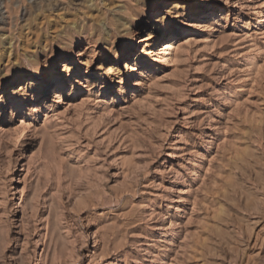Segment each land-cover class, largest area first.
<instances>
[{
  "label": "rangeland",
  "instance_id": "374dc122",
  "mask_svg": "<svg viewBox=\"0 0 264 264\" xmlns=\"http://www.w3.org/2000/svg\"><path fill=\"white\" fill-rule=\"evenodd\" d=\"M55 1L0 0V264H264V0H164L178 34L148 48L154 60L129 82L111 76L129 74L130 56L106 83L3 104L15 74L36 73L23 11L43 35L63 15L92 23L87 0ZM93 2L100 19L130 21L134 54L153 41L155 0ZM75 50L72 66L106 71L102 44ZM64 60L51 70L42 56L44 79Z\"/></svg>",
  "mask_w": 264,
  "mask_h": 264
},
{
  "label": "bare ground",
  "instance_id": "6f19581e",
  "mask_svg": "<svg viewBox=\"0 0 264 264\" xmlns=\"http://www.w3.org/2000/svg\"><path fill=\"white\" fill-rule=\"evenodd\" d=\"M74 1L75 0H70V4H73ZM85 2H87L90 9V12H88L87 15L92 21L91 24L85 22L79 23L77 22V20L74 21L72 17H66L65 15H63L60 18L65 19L66 22L64 24L57 22L51 27V31L45 33V35L41 33L39 28L36 29V22L31 23L27 17L25 18V16L27 15V11H23L22 16L24 19V29H22L20 32L22 48L23 50L29 51V56L32 57V61L35 63L36 73L35 75H26L21 73L15 74V76H13L7 84L10 87L17 86V88L12 89L8 94H3V104H5V102L8 100V97H12L15 101V105H13L15 106V109H22L24 106V102H26L29 95L32 96L31 99H34L35 101H40V99H44L46 97L48 90L51 87L54 88V86H56L58 82H60V85L59 91L57 92V97L61 98L62 91L65 93L66 90L69 89V87H71V91L74 93L78 85L77 83L82 77L97 79L99 78L106 83V80L109 76L108 73H119L120 68L117 67L116 64L118 62H121L122 59H126L128 56H130L131 63L127 64V66L130 67L129 74L127 76H124L122 74V76H118L117 78H113L111 76L113 82L127 83L131 80V74H133L135 71H139V69L141 68H148L150 66V61L154 60L153 57H150L149 59L145 58V53H147V51H150L148 48L152 47L156 43V41L159 40L162 36H171L174 34H178V30L175 27L168 26L165 21L166 15H163L164 13L161 12L165 1L155 0V15L151 20L149 19L152 23H155V25L152 26L153 31L148 33V37H152L151 39H153V41L151 40V42H145L140 53L134 54V43L136 41L135 29H133V27L126 28V25L130 23V21L127 20V22H125L124 19L126 18L122 17L121 15L107 16L104 14V18L100 19L103 13H101L98 9L95 8L93 0H87ZM30 3L36 4V0H30ZM144 3L146 5L149 4L147 1H145ZM127 5L128 8H132L131 5ZM48 8L52 11L64 10V6L63 8H59V4L57 1L51 3L50 7ZM193 10L196 12L195 15L207 14L211 15L212 18L216 16L215 11L207 13V11L203 9L193 8ZM58 16H60L59 12ZM149 20H146L144 25L148 26ZM3 22L4 18L2 16V3H0V27ZM188 31V29L184 30L183 35L187 34ZM124 33H127V41L123 42L118 47H112V44L117 41L118 35ZM84 40H89L91 42L102 44L108 49L107 54L109 62L106 65L107 69L105 72L100 73V71L98 70L94 71L92 70V68H90L91 65H88L86 69H82L80 66H72V60L76 56L75 47L76 45L82 43ZM56 41L66 42L67 53L65 55H63L61 52L54 51V43ZM12 44V38L3 42V50L1 51V56L8 54V61L9 57L12 55ZM112 54L115 56L112 57ZM42 56L46 58V61L48 62L51 70H54L57 66V57H65V62L62 64L63 69L61 73H57L54 71L50 72L48 74L49 78L47 80L44 79L45 75L40 64V58ZM17 64H19V62H17ZM62 72L67 73V75L64 76ZM5 85L6 82L0 80V89L3 88ZM110 85L111 84H109V87Z\"/></svg>",
  "mask_w": 264,
  "mask_h": 264
}]
</instances>
